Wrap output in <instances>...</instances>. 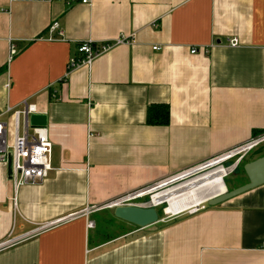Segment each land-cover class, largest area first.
Returning <instances> with one entry per match:
<instances>
[{"label":"crops","instance_id":"0c3cea01","mask_svg":"<svg viewBox=\"0 0 264 264\" xmlns=\"http://www.w3.org/2000/svg\"><path fill=\"white\" fill-rule=\"evenodd\" d=\"M119 37L68 70L79 43ZM24 100L46 115L53 169L14 204L0 162V241L63 221L0 250V264H264V183L145 228L112 208L82 214L264 133V0H0L7 126L6 107ZM160 104L169 122L149 123ZM262 155L264 142L242 164ZM113 222L120 232L108 235Z\"/></svg>","mask_w":264,"mask_h":264},{"label":"built area","instance_id":"2783aa9c","mask_svg":"<svg viewBox=\"0 0 264 264\" xmlns=\"http://www.w3.org/2000/svg\"><path fill=\"white\" fill-rule=\"evenodd\" d=\"M26 1L50 2L52 0ZM63 1L67 4H70L73 1H81L83 3L90 2V0ZM57 26L58 23L56 21L52 22V24L49 26V31H54ZM126 41L127 40L122 37L110 42L94 43L89 40L83 41L78 45V52L81 53V57L71 58L68 62V70H72L73 68H76L80 65L90 66L92 61L98 55L108 50L113 45ZM228 44L232 47L237 46L239 44V40L237 37H230L228 39ZM156 47L157 46H154L153 48ZM15 51L16 50L14 46H11L10 56L14 54ZM199 51L207 53L209 51V47L201 46L199 48H190L191 53H196ZM7 112L11 113L12 115V137L9 141L7 123L1 119L2 114L0 113V162L6 163L8 155L11 156V174L9 179L14 191L12 202L16 204V192L18 188L25 184L41 182L48 175L49 171L53 169L51 163L52 142L48 136L46 127H36L30 125V114L38 113L37 107L34 103H29L24 100L22 102L21 108L7 106L5 113ZM263 142L264 133L255 135L249 140L234 146L233 148L219 152L205 160L181 169L156 182L120 194L104 204L90 206L87 205L85 208H83L82 214L88 216L92 212L100 209L114 208L120 205H135L141 207H161V210L166 215V218H160L159 221L167 222L173 220V216L167 217L168 214L173 213L165 212L166 203L163 201V199L156 200L158 198V194H161L166 190L175 191L176 189L188 186L196 181L212 176L214 173L220 171V169L223 171L222 180H225V178L240 164L243 158L249 152L259 147ZM230 160H232V162L228 163ZM206 205L207 201L195 206H191L190 208L183 211H186L184 214H194L199 210L204 209ZM180 213H182V211L174 213L173 215ZM61 221H63V218H57L55 220L39 224L32 230L0 241V250L32 237L36 233L52 227ZM93 226L94 221L92 219H87V227L91 228Z\"/></svg>","mask_w":264,"mask_h":264},{"label":"water","instance_id":"95a60500","mask_svg":"<svg viewBox=\"0 0 264 264\" xmlns=\"http://www.w3.org/2000/svg\"><path fill=\"white\" fill-rule=\"evenodd\" d=\"M31 126L46 127L47 119L45 114L33 113L29 116ZM7 176L11 174V156L7 157ZM243 171L248 181L232 189L207 200V205L214 206L246 190L264 183V155L243 164ZM115 217L125 220L138 228H145L159 222V211L155 207H141L135 205H120L113 208Z\"/></svg>","mask_w":264,"mask_h":264},{"label":"bare ground","instance_id":"6f19581e","mask_svg":"<svg viewBox=\"0 0 264 264\" xmlns=\"http://www.w3.org/2000/svg\"><path fill=\"white\" fill-rule=\"evenodd\" d=\"M215 165V164H214ZM213 165V166H214ZM223 171L220 169L217 173H214L212 176L207 177L205 179L196 181L188 186L176 189L175 191L166 190L161 194H158V198L156 200H161L166 203L165 212L171 213L174 210V207L178 205V202L181 201L183 197H189L191 195H197L200 191L209 190L208 194L200 200L192 203L193 205H197L199 203H203L208 199L224 192L227 187L225 185V181L222 180ZM190 206V205H189ZM182 207V206H181ZM188 206H186L187 208ZM184 208V207H183ZM183 210V209H181ZM179 210V211H181ZM177 211V212H179ZM176 211H174L175 213ZM176 212V213H177ZM173 213V212H172Z\"/></svg>","mask_w":264,"mask_h":264},{"label":"rangeland","instance_id":"374dc122","mask_svg":"<svg viewBox=\"0 0 264 264\" xmlns=\"http://www.w3.org/2000/svg\"><path fill=\"white\" fill-rule=\"evenodd\" d=\"M12 129H13V121H12V124H9L8 126H7V130H8V134H9V137H8V139H9V141L11 140V137H12ZM230 162H232V160H230V161H228V163H230ZM244 182V181H246L245 180V176H244V173H243V169H242V164H240L239 166H237L226 178H225V185H226V187H227V189H228V187H230L229 189H231L232 188V185H239V183H237V182ZM233 183V184H232ZM232 184V185H231ZM162 190H163V188H162ZM209 190H205V191H200L197 195H191V196H187V197H183L182 199H181V201L180 202H178V205H176L175 207H174V210L173 211H171V213L173 212V214H174V211H179V210H181V209H183V210H186V209H188V208H190L191 206H195V205H193L192 203H194V202H196V201H198V200H200L201 198H203V197H205L206 196V194H208L209 192H208ZM204 202H206V201H204ZM202 203V202H201ZM200 204V203H199ZM190 205V206H189ZM198 205V204H197ZM166 206V205H165ZM182 206V207H181ZM186 206H188L187 208H186ZM208 206V205H207ZM184 207V208H183ZM158 209V211H159V214L161 215V218L163 219V218H166V215L163 213V212H161V207H158L157 208ZM183 210H181L182 211V213H180V214H184L186 211H183ZM113 211L111 210L110 211V213H112ZM175 212V213H176ZM109 213V214H110ZM108 214V215H109ZM173 214H168L167 215V217H170V216H173L172 217V219H174V218H176L177 216L176 215H180V214H176V215H173ZM106 215H107V213H106ZM104 216V217H103ZM112 216V215H111ZM100 222L101 223H103V220L102 219H105V215L104 214H101L100 215ZM106 226V230H107V233H108V235H114L115 233H118V232H120V225H118V223H115L114 224V222H113V224L112 223H108V224H106L105 225Z\"/></svg>","mask_w":264,"mask_h":264},{"label":"trees","instance_id":"16d2710c","mask_svg":"<svg viewBox=\"0 0 264 264\" xmlns=\"http://www.w3.org/2000/svg\"><path fill=\"white\" fill-rule=\"evenodd\" d=\"M169 119H170L169 106L166 105V104L155 105L152 108H150V110L148 112L147 120H148L149 123L165 124V123L169 122ZM242 161L240 162V164H242ZM242 169H243V164H242ZM228 189H229V187H228ZM161 212H162V210H161ZM159 218H161L160 214H159Z\"/></svg>","mask_w":264,"mask_h":264}]
</instances>
